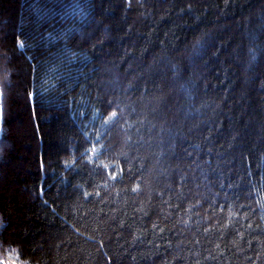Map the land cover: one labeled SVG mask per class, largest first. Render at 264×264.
Here are the masks:
<instances>
[{
    "label": "trees",
    "instance_id": "trees-1",
    "mask_svg": "<svg viewBox=\"0 0 264 264\" xmlns=\"http://www.w3.org/2000/svg\"><path fill=\"white\" fill-rule=\"evenodd\" d=\"M8 259L264 264V0H0Z\"/></svg>",
    "mask_w": 264,
    "mask_h": 264
},
{
    "label": "snow or ice",
    "instance_id": "snow-or-ice-1",
    "mask_svg": "<svg viewBox=\"0 0 264 264\" xmlns=\"http://www.w3.org/2000/svg\"><path fill=\"white\" fill-rule=\"evenodd\" d=\"M115 116H116V113L113 112V113L111 114V116L109 117V121H111L112 118H114ZM112 178L115 179V178H116L115 175H113ZM8 255H9V257H11L12 253L10 252V253H8ZM0 264H16V261L13 260V259L0 260Z\"/></svg>",
    "mask_w": 264,
    "mask_h": 264
},
{
    "label": "rangeland",
    "instance_id": "rangeland-1",
    "mask_svg": "<svg viewBox=\"0 0 264 264\" xmlns=\"http://www.w3.org/2000/svg\"><path fill=\"white\" fill-rule=\"evenodd\" d=\"M99 151H100L99 147L94 146L92 148V150H91V156H92V158H94L96 156V154L99 153Z\"/></svg>",
    "mask_w": 264,
    "mask_h": 264
}]
</instances>
